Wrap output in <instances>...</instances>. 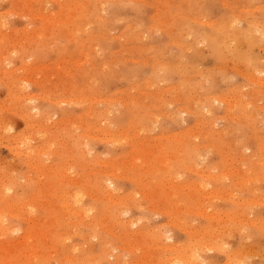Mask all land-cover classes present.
I'll return each mask as SVG.
<instances>
[{"label":"rangeland","instance_id":"374dc122","mask_svg":"<svg viewBox=\"0 0 264 264\" xmlns=\"http://www.w3.org/2000/svg\"><path fill=\"white\" fill-rule=\"evenodd\" d=\"M0 38V264H264V0H0Z\"/></svg>","mask_w":264,"mask_h":264},{"label":"bare ground","instance_id":"6f19581e","mask_svg":"<svg viewBox=\"0 0 264 264\" xmlns=\"http://www.w3.org/2000/svg\"><path fill=\"white\" fill-rule=\"evenodd\" d=\"M72 1H73V0H72ZM76 2L79 3L78 1H76ZM67 3H68V2H67ZM25 4H26V3H25ZM74 4H75V3H74ZM65 5H66V4H65ZM81 5H82V4H81ZM85 5H86V3H85ZM27 8H28V7H27ZM78 8H79V7H78ZM87 10H88V9H87ZM102 11H103V9H102ZM59 14H61V13L59 12ZM33 15H34V14H33ZM42 15H43V14H42ZM61 15H62V14H61ZM41 17H42V16H41ZM44 17H45V16H44ZM55 17H56V16H55ZM42 18H43V17H42ZM58 18H59V17H58ZM81 18H82V17H81ZM51 19H52V18H51ZM52 20H53V19H52ZM55 20H56V19H55ZM74 20H75V19H74ZM97 20H98V19H97ZM230 20H231V19H230ZM261 22H262V21H261ZM5 23H6V22H5ZM55 23H56V21H55ZM58 24H59V23H58ZM209 24H210V23H209ZM232 24H233V23H232ZM229 26H230V25H229ZM24 28H25V27H24ZM2 29H3V28H2ZM72 29H73V28H72ZM76 29H77V28H76ZM31 30H32V29H31ZM48 30H49V29H48ZM57 30H58V29H57ZM62 30H63V29H62ZM241 31H242V30H241ZM254 32H255V31H254ZM62 33H63V32H62ZM36 34H37V33H36ZM46 34H47V33H46ZM51 34H52V33H51ZM101 34H102V33H101ZM241 36H242V35H241ZM257 36H258V35H257ZM4 37H5V36H4ZM6 37H7V36H6ZM64 37H65V36H64ZM253 38H254V37H253ZM0 39H1V38H0ZM19 39H20V38H19ZM254 39H255V38H254ZM250 40H251V39H250ZM16 43H17V39H16ZM19 43H20V42H19ZM10 44H11V43H10ZM13 46H14V45H13ZM32 47H34V46H32ZM9 48H10V47H9ZM9 48H8V49H9ZM25 48H26V47H25ZM241 48H242V47H241ZM11 49H12V46H11ZM16 49H17V48H16ZM33 50H34V49H33ZM2 52H3V51H2ZM8 52H10V51H8ZM0 54H1V53H0ZM10 56H11V55H10ZM84 56H85V55H84ZM0 59H1V58H0ZM127 60H128V59H127ZM22 61H23V60H22ZM177 65H178V64H177ZM24 67H25V66H24ZM252 79H253V78H252ZM259 82H260V81H259ZM11 83H12V82H11ZM8 94H9V93H8ZM82 98H83V97H82ZM217 98H218V97H217ZM230 98H231V97H230ZM84 99H85V98H84ZM104 99H105V98H104ZM219 99H220V98H219ZM222 100H224V98H223ZM220 103H221V102H220ZM123 105H124V104H123ZM226 106H227V105H226ZM186 107H187V106H186ZM209 110H210V109H209ZM20 111H21V110H20ZM26 111H27V109H26ZM185 111H186V110H185ZM28 112H29V111H28ZM187 112H188V111H187ZM24 115H25V114H24ZM197 115H198V114H197ZM206 122H207V121H206ZM89 127H90V126H89ZM7 132H8V131H7ZM30 132H31V131H30ZM82 133H83V132H82ZM7 136H8V135H7ZM35 136H36V135H35ZM87 136H88V135H87ZM135 136H136V134H135ZM105 137H106V136H105ZM105 137H104V139H105ZM3 138H4V137H3ZM177 138H178V137H177ZM111 139H112V138H111ZM126 139H127V138H126ZM174 139H175V138H174ZM4 140H5V139H4ZM183 140H184V139H183ZM178 141H180V140H178ZM131 143H132V142H131ZM140 143H141V142H140ZM80 145H81V144H80ZM171 145H172V144H171ZM40 148H41V147H40ZM160 150H161V149H160ZM144 154H146V153H144ZM136 155H137V154H136ZM174 155H175V154H174ZM27 156H28V154H27ZM134 156H135V155H134ZM166 156H167V155H166ZM80 157H81V156H80ZM136 157H137V156H136ZM136 157H134V159H135ZM153 158H155V157H153ZM127 160H128V159H127ZM135 160H136V159H135ZM85 162H86V161H85ZM103 162H104V161H103ZM110 162H111V161H110ZM110 162H109V163H110ZM135 162H136V161H135ZM27 163H28V162H27ZM124 163H125V162H124ZM131 163H132V162H131ZM131 163H130V164H131ZM145 163H146V162H145ZM85 164H86V163H85ZM93 164H94V163H93ZM101 164H102V163H101ZM104 164H106V163H104ZM112 164H113V163H111L110 166H111ZM132 164H133V163H132ZM165 165H166V164H165ZM165 165H162V166H165ZM167 165H168V163H167ZM31 166H33V165H31ZM113 166H114V165H113ZM153 166H154V165H153ZM158 166H159V165H158ZM162 166H161V167H162ZM114 167H115V166H114ZM146 167H147V166H146ZM146 167H145V169H144V168H141V169L146 170ZM126 168H128V167H126ZM129 168H130V167H129ZM157 168H158V167H157ZM169 168H170V167H169ZM120 169H121V168H120ZM124 169H125V168H124ZM158 169H159V168H158ZM167 170H169V169H167ZM34 171H35V170H34ZM37 171H38V170H37ZM114 171H115V169H114ZM129 171H130V170H129ZM164 171H165V168H164ZM91 172H92V171H91ZM89 173H90V172H89ZM126 174H127V173H126ZM145 174H146V173H145ZM24 175H25V174H24ZM123 175H124V174H123ZM111 176H112V175H111ZM79 177H80V176H79ZM76 179H77V178H76ZM88 179H89V178H88ZM93 180H94V179H93ZM84 181H85V180H84ZM8 182H9V181H8ZM76 182H77V181H76ZM82 182H83V181H82ZM141 183H142V182H141ZM172 183H173V182H172ZM44 184H45V183H44ZM55 184H56V183H55ZM109 184H110V183H109ZM138 184H139V183H138ZM151 184H152V183H151ZM164 184H165V183H164ZM82 185H83V184H82ZM167 186H168V185H167ZM174 186H175V185H174ZM84 187H85V186H84ZM99 187H100V186H99ZM164 187H165V185H164ZM168 187H169V186H168ZM108 188H109V187H108ZM194 189H195V188H194ZM198 189H199V188H198ZM47 190H48V189H47ZM91 190H92V189H91ZM107 190H108V189H107ZM10 191H11V189H10ZM166 191H167V190H166ZM112 192H113V191H112ZM156 192H157V190H156ZM94 194H95V193H94ZM94 194H93V195H94ZM109 194H111V193H109ZM155 194H158V192L155 193ZM82 195H83V194H82ZM112 195H114V193H113ZM112 195H111L110 198H112V200L115 201L114 203H116V201H118V202L121 201L122 204L125 203L126 200L124 201V200L115 199V198H113ZM176 195H177V194H176ZM75 196H76V195H75ZM175 197H176V196H175ZM29 198H30V197H29ZM119 198H120V197H119ZM155 198H157V196H156ZM155 198H154V199H155ZM170 198H171V197H170ZM1 199H2V198H1ZM120 199H123V198H120ZM124 199H125V198H124ZM132 200H133V199H132ZM11 202H12V201H11ZM123 202H124V203H123ZM127 202H128V201H127ZM160 202H162V201H160ZM170 202H172V200H171ZM6 203H7V202H6ZM62 203H63V202H62ZM162 203H164V200H163ZM11 204H12V203H11ZM13 204H14V203H13ZM45 204H46V203H45ZM7 205H8V203H7ZM7 205H6V207H7ZM12 206H13V205H12ZM12 206L10 205V207H12ZM54 206H55V205H54ZM10 207H8V208L10 209ZM113 207H114V206H113ZM123 209H124V208H123ZM174 209H175V208H174ZM174 209H173V211H174ZM9 211H10V210H9ZM117 211H118V210H117ZM119 211H120V209H119ZM80 212H81V210H80ZM83 212H84V211H83ZM88 212H89V210H88ZM104 212H105V211H104ZM160 212H161V211H160ZM105 213H106V212H105ZM121 213H122V209H121L120 214H121ZM163 213H164V212H163ZM167 213H168V212H166V214H167ZM85 214H86V213H85ZM120 214H119V216H120ZM2 215H3V214H2ZM108 215H109V214H108ZM27 217H28V216H27ZM108 217H109V216H108ZM116 219H118V218H116ZM105 221H106V220H105ZM118 221H119V220H118ZM118 221H115V222L117 223ZM50 223H51V222H50ZM103 223H104V222H103ZM123 223H124V222H123ZM124 224H125V223H124ZM172 224H174V223H172ZM89 225H90V224H89ZM132 225H136V221L133 222ZM115 226H116V225H115ZM5 227H6V226H5ZM1 229H2V231H3V228H1ZM1 229H0V230H1ZM4 230H5V229H4ZM141 230L143 231V229H141ZM148 230H149V229H148ZM148 230H147V231L145 230V231L148 232ZM153 230H154V229H153ZM153 230H152L151 232H153ZM2 231H1V232H2ZM139 231H140V230H139ZM132 232H133V231H132ZM135 232H136V231H135ZM149 232H150V231H149ZM3 233H5V232H3ZM6 233H7V232H6ZM155 234H157V236H158V233H157V232H156ZM166 234H167V233H166ZM0 235H1V234H0ZM36 235H37V234H36ZM125 235H126V233H125ZM27 236H28V235H27ZM120 236H121V235H120ZM122 237H123V235H122ZM132 237H133V236H132ZM136 237H137V236H136ZM138 237H139V236H138ZM159 238H161V237H160V233H159ZM165 238H166V237H165ZM170 238H171V237H168V238H166V239L169 240ZM191 238H192V237H191ZM23 239H25V238H23ZM27 239H29V236H28V238H26V240H27ZM120 239H121V238H120ZM122 239H123V238H122ZM124 239H125V238H124ZM124 239H123V240H124ZM166 239H165V240H166ZM41 240H42V239H41ZM137 240H138V239H137ZM130 241H131V240H130ZM150 241H151V240H150ZM139 242L141 243L142 240H140ZM146 242H149V241L147 240ZM146 242H145V243H146ZM191 242H192V241H191ZM130 243H131V242H130ZM130 243H129V244H130ZM140 243H137L139 247H140V245H139ZM156 243H157V242H156ZM161 243H162V242H161ZM161 243H160V244H161ZM152 244H153V243H152ZM204 244H205V243H204ZM204 244H203V245H204ZM30 245H31V244H30ZM158 245H159V244H158ZM166 245H168V244H166ZM166 245H165V246H166ZM177 245H178V244H177ZM197 245H198V244H197ZM203 245H202V247H205L206 244H205L204 246H203ZM162 246H163V245H161V247H162ZM170 246H171V245H170ZM170 246H169V248L172 247V246H171V247H170ZM174 246H175V245H174ZM187 246H188V245H187ZM214 246L216 247L217 245H214ZM214 246H213V247H214ZM28 247H29V246H28ZM155 247H156V246H155ZM167 247H168V246H167ZM193 247H194V246H193ZM195 247L198 248V246H196V245H195ZM199 247H200V245H199ZM211 247H212V246H211ZM215 247H214V248H215ZM217 247H218V246H217ZM220 247H221V246H220ZM220 247H218V248H220ZM110 248H111V247H110ZM129 248H131V247H129ZM140 248H142V247H140ZM150 248H151V247H150ZM172 248L174 249V247H172ZM175 248H176V247H175ZM184 248H185V246H184ZM124 249H125V248H124ZM132 249H133V248H132ZM137 249H138V248H137ZM143 249H145V248H143ZM153 249H154V248H153ZM167 249H168V248H167ZM173 249H172V250H173ZM176 249H177V248H176ZM194 249H195V248H194ZM200 249H201V248H200ZM107 250H108V249H107ZM139 250H140V249H139ZM145 250H146V249H145ZM150 250H151V249H150ZM150 250H149V251H150ZM165 250H166V249H165ZM165 250H164V251H165ZM169 250H171V249H169ZM182 250H183V248H182ZM217 250H219V249H217ZM26 251H27V250H26ZM36 251H37V250H36ZM134 251H135V250H134ZM142 251H143V250H142ZM154 251H155V250H154ZM158 251H159V249H158ZM190 251H191V250H190ZM197 251H198V250H197ZM140 252H141V251H140ZM169 252H170V251H169ZM180 252H181V251H180ZM12 253H13V252H12ZM28 253H29V252H28ZM31 253H33V252H31ZM149 253H150V252H149ZM165 253H166V252H165ZM190 253H191V252H190ZM205 253H206V252H205ZM140 254H141V253H140ZM154 254H155V253H154ZM176 254H177V253H176ZM176 254H175V255H176ZM196 254H197V253H195V255H196ZM20 255H21V254H20ZM42 255H43V254H42ZM42 255H40V256H42ZM115 255H116V254H115ZM118 255H119V254H118ZM152 255H153V252H152ZM155 255H158V254H155ZM175 255H174V258H173V259H175V258L177 257V255H176V257H175ZM178 255H179V254H178ZM187 255H188V254H187ZM191 255H192V254H191ZM191 255H190V256H191ZM197 255H198V254H197ZM197 255H196V256H197ZM23 256H24V254H23ZM38 256H39V254H38ZM111 256H112V255H111ZM150 256H151V254H150ZM172 256H173V254H172ZM172 256H168L170 259H169L168 257H167V259L171 261V257H172ZM196 256H195V257H196ZM15 257H16V255H15ZM76 257H77V256H76ZM156 257H159V255L156 256ZM165 257H166V256H165ZM165 257H164V259H165ZM178 257H179V256H178ZM191 257H192V256H191ZM193 257H194V255H193ZM193 257H192V258H193ZM9 258H10V257H9ZM70 258H71V257H70ZM147 258H148V257H147ZM149 258H152V259H153V257H149ZM161 258H162V257H161ZM184 258H187V256L184 257ZM189 258H190V257H188L187 259L189 260ZM192 258H191V260H192ZM13 259H14V258H13ZM68 259H69V258H68ZM68 259H67V260H68ZM145 259H146V257H144V259H143V260L146 262ZM152 259H151V262H153ZM159 259H160V258H159ZM148 260L150 261V259H148ZM182 260H183V259H182ZM85 261H86V260H85ZM172 261H173V260H172ZM183 261H184V260H183ZM199 261H200V259H199ZM199 261H198V263H199ZM140 262H141V261H140ZM165 262H166V261H165ZM187 262H188V261H187ZM187 262H186V263H187ZM189 262H190V261H189ZM193 262H194V261H192L191 263H193ZM196 262H197V261H196ZM141 263H142V262H141ZM141 263H138V264H141ZM147 263H148V262H146V264H147ZM154 263H155V262H154ZM171 263H172V262L167 263V264H171ZM233 263H234V262H233ZM135 264H137V263L135 262ZM143 264H144V263H143ZM148 264H149V263H148ZM194 264H195V262H194Z\"/></svg>","mask_w":264,"mask_h":264}]
</instances>
